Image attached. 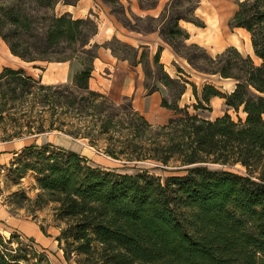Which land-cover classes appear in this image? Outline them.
<instances>
[{
	"label": "trees",
	"instance_id": "obj_1",
	"mask_svg": "<svg viewBox=\"0 0 264 264\" xmlns=\"http://www.w3.org/2000/svg\"><path fill=\"white\" fill-rule=\"evenodd\" d=\"M60 1L0 0V40L11 55L26 63L78 65L69 82L55 85H44L22 69H2L0 128L11 132L2 142L58 132L85 140L114 160L175 169L163 181L144 171L120 174L94 168L78 154L52 144L22 149L19 154L35 159L23 165L24 171L39 176L34 205H54L53 220L60 230L56 241L65 260L75 256V264H264V0H232L237 10L229 20L231 29L249 34L259 66L234 47L210 56L188 43L190 35L180 22L204 27L195 15L198 0H168L157 17L131 12L134 24L120 0L106 1L128 31L157 32L195 72L233 80L234 90L228 94L203 85L201 100L191 84L198 101L193 109H205L203 102L222 98L227 107L241 108L246 115L237 122L228 114L202 119L179 107L189 82L164 70L161 46L150 59L146 46L135 48L116 38L92 43L97 24L69 13L54 15L51 11ZM137 1L143 11L158 2ZM99 48L130 66L140 65L148 95L158 92V85L167 89L170 100L162 98L161 107L173 116L165 124L152 125L131 103L116 104L89 87ZM210 165H239L245 173L212 170ZM37 246L16 234L9 240L0 236V264H50Z\"/></svg>",
	"mask_w": 264,
	"mask_h": 264
},
{
	"label": "rangeland",
	"instance_id": "obj_2",
	"mask_svg": "<svg viewBox=\"0 0 264 264\" xmlns=\"http://www.w3.org/2000/svg\"><path fill=\"white\" fill-rule=\"evenodd\" d=\"M73 1L74 0H61L58 4H56L51 12L56 16H61L62 14H64L63 11L66 8L72 7V17L74 19L89 18L97 24L99 33L96 36V41L100 42L101 44L105 43L104 39L108 34L105 28L109 26V23L111 22L110 16L112 15V9L111 6L107 4V0H75L76 2L74 5L65 4V2ZM142 1L144 5L150 3L146 0ZM167 1L168 0H158L157 5L154 9L143 11L139 9L137 0H120L125 8L127 16L132 21V24H134L135 22L131 18V12L137 16L145 17L148 13L152 12L157 7H160L162 10ZM198 1L199 4L198 8L195 11V15L201 20V22H203L204 27L199 28L186 22H180V26L185 29L190 35V40L188 41V43L197 44L198 46L205 49V51L210 56H215L229 47H234L243 56H250L253 60L254 65L259 66L260 61L254 56L252 52L249 35L246 33V31L240 29H231L229 27V20L237 10L235 2L232 0ZM113 17H111L112 20H115V16ZM140 26L144 28L147 26V23H140ZM149 34V37H146V39L144 40L141 39L137 43H140L141 41L148 46L150 59L156 53L158 47L161 46L162 51L160 54V62L161 64H163L164 70L169 74L171 78H181L182 80L189 82V84L186 85L185 93L178 102L179 107H188L189 113L195 114L202 119L215 120L216 118L222 117L224 114H228L235 122H237L238 120L244 121L246 115L242 112L241 108L238 111H234L232 108H229L225 105L224 99L218 97L211 98L208 104H205L203 102L202 104L205 109H198L195 111L193 109V106L197 105L198 101L193 96L191 84L195 85L198 93V99L201 100V90L203 85L214 86L221 93L228 94L234 90L235 82L233 80L221 79L217 75H202L195 72L191 69V67L184 59L177 57L172 51H170L171 55L167 52V50H169L168 45L157 39V33ZM117 39L128 44H136V38L128 36L125 33L117 32ZM2 65H4L2 67L3 69L5 68V66L10 68L9 65L12 64L6 62ZM22 66L25 68L22 69L25 74L30 76V74H32V66H34L35 68L36 65L23 64ZM77 66V64H74L75 69L78 68ZM2 69L0 73L2 72ZM11 69L17 70V68ZM131 71H137L143 83L144 74L142 71V67L139 65L136 69L130 68V72ZM101 75L102 78L109 77L105 72H103V74ZM34 79L37 80V78ZM97 79L102 83L108 82L107 80H101L99 77H97ZM95 85V83H92V88H94ZM97 85L102 86L101 83ZM158 87L159 91L157 92L156 96H158L159 101L155 105L149 99L150 95H148L147 91L142 92V94L140 96H137V98H135L136 96L134 95H129L126 98L115 100L114 102L116 104L131 103L134 109L137 108L138 104L140 103L142 111L139 112L136 109L135 110L143 115L148 122L154 125H160L163 122L165 124L168 118L173 116V112L166 110L164 111L165 118L163 119L161 117L160 113L162 112V110H165L161 107V99L167 98L168 100H170V95L167 89L163 88L161 85H158ZM130 88H132V83ZM11 114H15V111H11ZM7 130L8 131H6L5 133L0 128V142H2L4 138H6L7 134H11V132H9L10 129L7 128ZM57 133L58 132H49L35 135L41 136L49 134L48 136H44V138H40L35 143V145L37 144V146H42L45 144H52L53 146H60L59 144L63 143L55 139L56 136H58ZM71 139L72 142L75 140L73 138ZM76 141L81 142L78 143V147H71L72 149L64 147V149L74 152L83 157L84 159H86L87 164L94 168L98 167L120 174H137L144 171L149 175L160 177L163 181L166 177L173 175L175 172V169L173 167H161L151 162L129 163L126 161L114 160L102 154L101 152L96 151L93 148L89 149L90 147L85 140ZM82 143L85 146L81 145ZM16 156L9 164L0 166V202L7 207L9 213L12 216H15L21 220L23 219L32 222L39 228L40 231V227L44 228V232L41 231V233L45 236L46 239L42 242V244H39L31 237H28L23 233H17L15 232V230L12 231V234L18 235L19 240L24 242H26L27 240H33L38 245L36 248L43 249L45 254L48 256L50 264H75V256L72 257L70 262H67L65 260V258L63 257V251L59 246V243L56 241V237L59 236L60 230L58 228V224L53 220L52 209L54 205L50 204L42 207L34 205L36 197L39 194V190L37 188V178L39 176L32 171H24L23 165L33 163L35 162V159L27 155V153H18ZM209 168L212 170L228 169L237 174L245 173V170L239 165L231 166L230 168H222L221 166L210 165ZM9 232V230L4 229V231H0V236L5 238V240H9L10 236L12 235L9 234Z\"/></svg>",
	"mask_w": 264,
	"mask_h": 264
},
{
	"label": "crops",
	"instance_id": "obj_3",
	"mask_svg": "<svg viewBox=\"0 0 264 264\" xmlns=\"http://www.w3.org/2000/svg\"><path fill=\"white\" fill-rule=\"evenodd\" d=\"M71 8L72 7H68L63 12L69 13L70 15H72ZM160 12H161V8L157 7L155 10L148 13L147 15H150L152 17H157L160 14ZM111 17L113 16L112 15L110 16L111 22L109 23V26L105 28L108 34L106 35L104 42H108L112 40L113 38L117 39V32H120V33H125L128 36H132L136 38L135 40L136 44H133V45L129 44V45L135 48L142 47V46L148 47L146 44L142 43L141 41L140 43H137V42L141 39L142 40L146 39V37H149L150 34H140L137 32L128 31L116 19L112 20ZM240 30H243V29H240ZM98 33H99V29L97 30V34L94 36L92 43L102 45L100 42L96 41V36L98 35ZM154 33H157V32H154ZM156 35H157L156 36L157 39L160 40L158 33ZM168 49L169 50H167V52L171 55L170 51L172 50L170 47ZM6 62L12 64V65H9L10 68H17V69H25L22 66L23 64L36 65L35 68L34 66H32V74H30V77L37 78V80H40L41 83L44 85H55V84L69 82L70 79L72 78V75L76 71V69L74 68V65L69 62H66V63H44V62L26 63L20 60L19 58L11 55L7 45L3 41L0 40V71L2 67L4 66L2 64ZM138 66L136 67L130 66L127 61H121V60L116 59L112 55L109 49L99 48L97 52V59L94 62V70L92 73V77L89 81V87L94 91L104 94L106 97H108L112 101L126 98L129 95L130 96L134 95L136 96L135 98H137V96H140L142 92H145L144 80L142 83L141 77L138 74V72L137 71L130 72V68L136 69ZM103 72H105L109 77L102 78L101 74H103ZM97 77H99L101 80H105V81L107 80L108 82L107 83L99 82ZM92 83L96 84L94 88H92ZM99 83H101L102 86H98L97 84ZM131 83H132V88H130ZM135 88H136V91H135ZM156 94L157 92L149 96V99L154 105L159 101L158 100L159 98L158 96H156ZM135 109L139 112L142 111L141 104L139 103L138 107ZM164 111H166V109L162 110V112L160 113L163 119L165 118ZM163 124L164 122L161 123L160 125H163ZM48 135L49 134H45L41 136L27 137V138L12 140V141L0 142V166H5L9 164L13 160V158L17 155V153H19L22 149H25L30 146H37V144L35 145V143L40 138L42 137L44 138V136H48ZM50 135H53V134H50ZM57 135L58 136H56L55 139L63 143V144H59L60 146L58 147H63V148L66 147V148L72 149L71 147L76 148L78 147L77 146L78 143H81L76 140L72 142L71 138L64 136L62 134L57 133ZM81 145L85 146L83 143ZM4 229L9 230L10 231L9 234H12L13 233L12 231L14 230L17 233H23L27 235L28 237H31L32 239H34L39 244H42V242L46 239L45 236L41 233V231L36 225H34L32 222H29L23 219L21 220L15 216H12L9 213L7 207L4 206L0 202V231H4Z\"/></svg>",
	"mask_w": 264,
	"mask_h": 264
}]
</instances>
